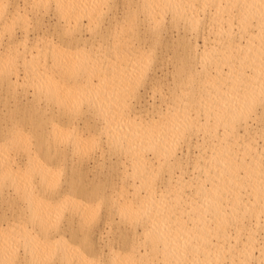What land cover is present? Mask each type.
Returning <instances> with one entry per match:
<instances>
[{"label": "bare ground", "instance_id": "6f19581e", "mask_svg": "<svg viewBox=\"0 0 264 264\" xmlns=\"http://www.w3.org/2000/svg\"><path fill=\"white\" fill-rule=\"evenodd\" d=\"M116 1L0 0V264H264V0H130L95 74L71 43ZM39 6L69 40L16 39ZM178 27L168 98L145 106L140 41Z\"/></svg>", "mask_w": 264, "mask_h": 264}, {"label": "rangeland", "instance_id": "374dc122", "mask_svg": "<svg viewBox=\"0 0 264 264\" xmlns=\"http://www.w3.org/2000/svg\"><path fill=\"white\" fill-rule=\"evenodd\" d=\"M17 2H18V4H20V5H22L21 3H23V1L22 0H16ZM126 1V2H125ZM125 1H123V2H120V0H117L116 2V7H113L110 11L112 12V13H110L112 16H108V18L110 17V18H112L113 17V19L112 20H110V18L108 19H106V18H104L103 19V21H101V22H103V26H102V24H101V22H99V25H97L98 23H95V24H89L90 26H92V25H95V27L94 26H92V27H90L89 25L87 26V24L86 25H84L83 24V21L81 22V23H79V25H84V27L82 26V28H80V29H78L77 28V30H76V32L74 33L75 34V38L77 39V37L79 36L80 37V40H78V41H82L83 43H81V42H78V41H76V42H78L79 44L77 45V47H76V43L74 42V43H71V46L73 47L72 48V50L73 51H75V49H76V51H81L83 48V50L85 51V53L87 54V55H89V56H87V61L86 62H88L87 64H88V66L89 67H92V65H93V67L95 68V67H97L98 68V62L97 61H99L100 63H101V60L102 59H100V56H98V54L100 55L101 54V57L103 56V54L101 53V52H103L102 51V47L104 48V45L106 46L107 44H109V43H107V42H105V41H108V42H111V34L112 35H114V33L116 32L115 30L117 29L115 26H118L119 24L121 25V23H117L116 22V19H117V21L118 22H121V20L123 19L124 20V16H121L122 14L120 13L121 11V9L123 8V6H129L130 4H131V2H130V0H125ZM127 1L129 2V3H127ZM21 2V3H20ZM114 5V6H115ZM196 5H198V3H196ZM121 6H122V8H121ZM45 6H42V8L39 6V11H38V13H39V15L41 16H43L42 17V22L44 23V28H42V29H40V31H39V29H37L38 28V26L37 25H39V24H36L37 22H40V21H36V20H34L30 15H29V13L27 12V16L29 17V22H31L30 24H28L29 26L30 25H33V26H36L35 28H33L32 26H22L21 24H16V26H18V27H15V29L17 28V30H15V37H16V39H22L23 37L25 38V31L27 32V30L28 29H30V31L28 30V33L26 34L27 36H26V38H28V40H27V43H26V46H28V45H30V43L33 41L32 39H34L35 38V35H37V37H39V36H43L44 37V35H45V37H47V38H49L50 37V39H52L53 38V40H57L58 38L60 39V40H63V38H67L66 40H69V38L67 37V36H65L64 34H62L64 37H62V35L60 34V35H57V36H54L55 34H57L58 33V30H57V28H56V32L57 33H55L54 31H55V28H53V27H58V29H59V24H57L55 21H56V19L55 18H53L54 17V15L53 16H51L52 15V13H51V8H49L48 7V9H45L44 8ZM119 7H120V10H118L119 9ZM22 8V7H21ZM118 8V9H117ZM115 9H117V11L115 10ZM51 10V11H50ZM43 11V12H42ZM113 11L116 13V14H114L113 13ZM40 13H42V14H40ZM43 13H44V15H43ZM108 14H109V12H107ZM119 13V14H118ZM116 16V17H115ZM119 16H121L122 17V19L120 20V19H118V17ZM49 17V18H48ZM114 17H115V20H114ZM121 17H119V18H121ZM31 18V19H30ZM45 19L47 20V21H45ZM35 21V23H33L34 21ZM108 20V22L106 23V21ZM115 21L116 22V25L112 22V21ZM122 20V21H123ZM110 21V22H109ZM50 22V23H49ZM54 22H55V25L56 26H54L53 24H54ZM85 22V21H84ZM47 23V24H46ZM86 23V22H85ZM106 23V24H105ZM110 23V25H112V27L111 26H109V27H107L108 29H107V31H109V30H111V31H109V33L110 32H112V29H113V33H111V34H109L110 36H106L107 34V31H106V33H104L103 31L104 30H106V29H103L105 26H107V24H109ZM50 24V26H48ZM52 24V25H51ZM21 25V26H20ZM78 25V27H81V26H79ZM97 25V26H96ZM113 25H114V27L115 28H113ZM119 25V26H120ZM20 27H23V28H20ZM29 27V28H28ZM49 27V28H48ZM89 27H90V30H89ZM139 27H141V25L139 26ZM87 28V29H86ZM91 28H93L94 29V31L93 30H91ZM21 31H20V30ZM33 29H35V30H33ZM44 29H47V30H45L44 31ZM54 29V30H53ZM115 29V30H114ZM169 29V28H168ZM166 30L164 33H162L161 34V36H162V39H160V41H159V43L157 42V44H156V46L154 45L153 46V42H151V41H153L154 40V37H150L149 38V36H147V38H142V40L140 41V45H141V47H142V49H143V51L146 53L148 50H150V48L151 47H149V46H152V48H153V51H155V52H153V53H155V56H157V57H155V60H151V61H154V62H150L151 63V65H149L151 68H153L154 66V70L153 69H150V67H149V71H155L156 73H154V72H152L153 74H151V76H149V78L150 79H158L157 81L156 80H150V81H148V82H150L151 83V87H152V85L154 86L153 88H151L150 87V85H148V84H150V83H147V81H146V86L144 87V85H145V83H144V85L142 86V88H140L139 89V92H140V95L144 98V99H142V101H144L145 99V106L148 104L149 105V102L150 101H152L153 99V103H159V101L158 100H160V96H162V97H165V98H168V94L170 93V90H168V87H166L167 85L169 86H171L172 84L170 83V78H171V74L170 73H172L171 71V67H174L175 65H176V63H178V62H176L177 61V59H178V54H180L181 52V49H179V47H176L177 46V43L175 42L176 40H174V38H176L177 36V38H179L180 37V35H183V34H181L183 31L178 27V29H176V28H174V29H170V32H169V30ZM19 30V31H18ZM22 30H24V31H22ZM79 30V31H78ZM178 30V31H177ZM39 31V33H41V34H43L42 32H45L43 35H41V34H39V33H37ZM48 31V32H47ZM90 31H93V32H90ZM176 31V32H175ZM182 31V32H181ZM81 32V33H80ZM175 32V33H174ZM23 33V34H22ZM55 33V34H54ZM77 33V34H76ZM80 35H79V34ZM101 33H104V35H105V37H104V35H102ZM50 35L49 37H48V35ZM59 34V33H58ZM139 34H141V32L139 33ZM24 35V36H23ZM33 37H32V36ZM52 35V36H51ZM67 35V34H66ZM77 35V36H76ZM93 35V36H92ZM166 37H165V36ZM23 36V37H22ZM60 36V37H59ZM83 36V37H82ZM103 36V39L101 38ZM141 36V35H140ZM171 36V37H170ZM176 36V37H175ZM205 36V35H204ZM57 37V38H56ZM61 37H62V39H61ZM206 37V36H205ZM55 38V39H54ZM84 38H86V39H84ZM89 38V39H88ZM107 38V39H106ZM153 38V39H152ZM170 38V39H169ZM172 38H173V40H172ZM200 38H201V36L200 35H198V40H197V43H199V44H201L202 43V41L200 40ZM16 39H15V41H16ZM31 39V40H30ZM85 40V42H84V40ZM94 41H93V40ZM104 39H105V41H104ZM109 39V40H108ZM145 39H146V41H145ZM149 39H150V42H149ZM202 39V38H201ZM59 40V41H60ZM65 39L63 40V42L64 41H66ZM89 40V41H88ZM97 40V41H96ZM162 40V41H161ZM30 41V42H29ZM166 41V42H165ZM170 41H172V42H170ZM200 41H201V43H200ZM104 42V43H103ZM142 42V43H141ZM163 42V43H162ZM168 42H169V44H168ZM106 43V44H105ZM149 43V44H148ZM151 43V44H150ZM164 43H165V45H164ZM175 43V44H174ZM18 44V43H17ZM146 44V45H145ZM159 44V45H158ZM74 45H75V47H74ZM148 45V46H147ZM175 45V46H174ZM18 48H19V44L18 45H16ZM82 46V47H81ZM91 47V51H93V53H91V51H89L90 53H91V55H90V53L88 52V50H90V47ZM169 46H171V48L169 47ZM101 47V48H100ZM165 47V48H164ZM78 48V49H77ZM81 48V49H80ZM99 48V49H98ZM151 48V49H152ZM29 49V48H28ZM175 49H177L176 51L177 52H175ZM19 50H20V48H19ZM86 50H87V52H86ZM98 50V51H97ZM101 50V51H100ZM173 50V51H172ZM161 51V52H160ZM170 51V52H169ZM95 52H99L98 54H97V56H98V59H96L97 58V56H96V54H94ZM152 53V54H153ZM177 53V54H176ZM95 57H94V56ZM91 56V57H90ZM94 57V58H93ZM153 57H154V55H153ZM93 58V59H92ZM157 58V59H156ZM97 61H96V60ZM100 59V60H99ZM152 59H154V58H152ZM88 60H91V61H88ZM94 60L97 62V64H96V62L95 63H91L92 65H90V62H94ZM158 60V61H157ZM171 61V62H170ZM153 63H154V65H153ZM144 64H146V63H144ZM159 64V65H158ZM96 65V66H95ZM101 65V64H100ZM100 65H99V70H97V69H95V70H97V71H99L100 73H99V75H102V73L101 72H103L102 71V69L104 70V68H102V65H101V69H100ZM157 65V66H156ZM174 65V66H173ZM211 65H213V64H210V66ZM93 67H92V69H93ZM160 67V68H159ZM94 69H93V72L95 73V72H97V71H95ZM161 70V71H160ZM170 70V71H169ZM151 73V72H150ZM95 74H97V73H95ZM155 74H156V76H155ZM169 74H170V76H169ZM99 75H97V76H99ZM166 76V77H165ZM161 77V78H160ZM162 77H163V79H162ZM162 79V80H161ZM166 79V80H165ZM163 83H162V82ZM167 81V82H166ZM152 82H154V83H152ZM163 84H161V83ZM167 83V85H165ZM170 83V84H169ZM155 84V85H154ZM159 86H158V85ZM158 86V87H157ZM144 87V88H143ZM149 87V88H148ZM162 87V88H161ZM161 88V89H160ZM167 88V89H166ZM143 89V90H142ZM176 89V88H175ZM152 90V91H151ZM154 90V91H153ZM168 90V91H167ZM180 89H176V90H174L173 89V95H175L176 96V94L178 93V96H179V92H177V91H179ZM164 91V92H163ZM144 92V93H143ZM167 92V93H166ZM169 92V93H168ZM176 92V93H175ZM142 93V94H141ZM166 93V94H165ZM162 94V95H161ZM160 95V96H159ZM164 95H166V96H164ZM150 98V99H149ZM132 100V99H131ZM130 100V101H131ZM156 103V104H157ZM24 107V106H23ZM164 107V106H163ZM264 108V107H263ZM258 110L260 111L261 110V108L259 109L258 108ZM258 110H256V113H257V111ZM264 110V109H263ZM251 115H254V114H252L251 113ZM251 117V116H250ZM193 150V152H194V150L195 149H192ZM111 159H113V156L111 157ZM112 162L114 161V162H116V164H117V162H119V160H115V159H113V160H111ZM113 162V163H114ZM98 165H99V162H93V163H91V164H89V166H90V169H91V171L89 172V177L87 178V180L85 181V182H88L87 183V187H91V184H92V182L94 181V180H96V182H94V183H97V181H98V179H105V174H104V169L102 170V171H100L99 169H98ZM117 166H119V165H117ZM126 167L127 168H129V166H128V163H126ZM107 171V170H106ZM191 172H193V171H191ZM189 173H190V171H189ZM194 173V172H193ZM191 174V173H190ZM114 178L115 176L112 174V175H110L109 176V178ZM90 179H93V181L92 182H90L89 180ZM117 183L118 182H116V185H117ZM105 188H106V186H105ZM86 222L87 223H89V224H92V225H97V224H99V219H98V217H96V216H88V218H86ZM114 222H115V225H116V220H114ZM117 225L119 226V227H124V226H128V225H125V223L124 222H117ZM125 228H128V227H125ZM260 236L261 235H258L257 236V240H258V244H260L259 243V239H260ZM95 239H96V237H95ZM97 240V239H96ZM254 251V253H255V259H254V261L256 260V262H254L255 264L257 263V261L260 259V256H258V253H256V252H258V250H256V248H255V250H253ZM256 251V252H255Z\"/></svg>", "mask_w": 264, "mask_h": 264}]
</instances>
